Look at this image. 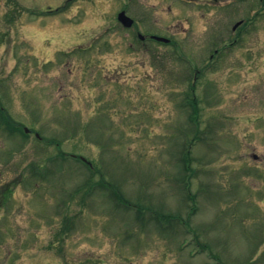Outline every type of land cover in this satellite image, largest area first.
<instances>
[{
  "label": "rangeland",
  "instance_id": "obj_1",
  "mask_svg": "<svg viewBox=\"0 0 264 264\" xmlns=\"http://www.w3.org/2000/svg\"><path fill=\"white\" fill-rule=\"evenodd\" d=\"M0 100V264H264V1L0 0Z\"/></svg>",
  "mask_w": 264,
  "mask_h": 264
},
{
  "label": "flooded vegetation",
  "instance_id": "obj_2",
  "mask_svg": "<svg viewBox=\"0 0 264 264\" xmlns=\"http://www.w3.org/2000/svg\"><path fill=\"white\" fill-rule=\"evenodd\" d=\"M141 1V0H140ZM142 3V2H141ZM133 26H134V24H133ZM133 26L131 27V29L133 28ZM153 36L154 35H148L147 37H144V38H140L142 41H151V40H153ZM3 189H5V191H1V193H0V211H2L3 210V206L4 205H6L4 202L6 201V196L7 195H11V194H13L12 192L10 193V191H11V188H10V184H8L6 187H4ZM8 201V200H7ZM6 201V202H7Z\"/></svg>",
  "mask_w": 264,
  "mask_h": 264
},
{
  "label": "water",
  "instance_id": "obj_3",
  "mask_svg": "<svg viewBox=\"0 0 264 264\" xmlns=\"http://www.w3.org/2000/svg\"><path fill=\"white\" fill-rule=\"evenodd\" d=\"M120 20L125 23L127 26H130L132 24V21L127 18L123 13L120 15Z\"/></svg>",
  "mask_w": 264,
  "mask_h": 264
},
{
  "label": "trees",
  "instance_id": "obj_4",
  "mask_svg": "<svg viewBox=\"0 0 264 264\" xmlns=\"http://www.w3.org/2000/svg\"><path fill=\"white\" fill-rule=\"evenodd\" d=\"M0 114L2 122H6L8 116L4 115L2 112Z\"/></svg>",
  "mask_w": 264,
  "mask_h": 264
}]
</instances>
